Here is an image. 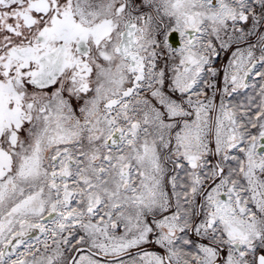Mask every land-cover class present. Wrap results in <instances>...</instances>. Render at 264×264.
Wrapping results in <instances>:
<instances>
[{"label": "snow or ice", "instance_id": "obj_1", "mask_svg": "<svg viewBox=\"0 0 264 264\" xmlns=\"http://www.w3.org/2000/svg\"><path fill=\"white\" fill-rule=\"evenodd\" d=\"M0 264H264V0H0Z\"/></svg>", "mask_w": 264, "mask_h": 264}]
</instances>
